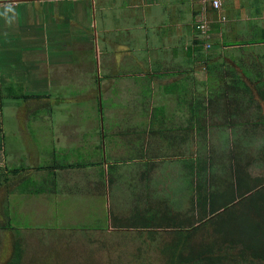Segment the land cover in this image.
Here are the masks:
<instances>
[{"label": "crops", "instance_id": "crops-1", "mask_svg": "<svg viewBox=\"0 0 264 264\" xmlns=\"http://www.w3.org/2000/svg\"><path fill=\"white\" fill-rule=\"evenodd\" d=\"M220 1L215 11L203 0H126L142 29L152 11L169 13L167 22L148 26L161 42L143 39L142 53L138 33H131L139 26L119 28L125 33L122 48L112 51L110 45L118 43L108 42L101 54L105 67L96 75L78 69L75 54L90 43L84 36L71 41L73 28L60 49L47 48L35 33L20 39L21 45L14 34L0 39V231H43L41 224L58 212L56 203L62 205L58 225L65 229L171 231L167 218L191 217L188 191L182 187L173 197L179 179L189 174L183 166L189 142L204 137L200 127L191 137L188 132L205 120L198 93L224 87L234 109L231 122L239 119L240 125L241 112L244 120L258 116L254 106L264 120V0ZM204 16L212 31L207 41L197 28ZM253 32L257 38L248 42ZM211 41L227 54L209 53ZM250 49L256 56L251 60ZM219 62L226 67L216 66L210 82L207 67ZM88 102L98 121L87 113ZM123 107L131 111L122 113ZM6 109L13 118L9 131Z\"/></svg>", "mask_w": 264, "mask_h": 264}, {"label": "rangeland", "instance_id": "rangeland-1", "mask_svg": "<svg viewBox=\"0 0 264 264\" xmlns=\"http://www.w3.org/2000/svg\"><path fill=\"white\" fill-rule=\"evenodd\" d=\"M12 1L14 0L9 3L13 5L15 14L0 15V39L8 38L14 34L17 38L16 41L20 42L19 45H21L20 39L35 33L44 37L47 48L55 46L60 49L62 45L67 44V36L70 35V28H73L70 36L71 41L84 36L87 42L90 43L86 47L83 46L78 55L75 54L76 60L79 61L77 62L78 69L92 70L94 75L105 67V56H101V54L103 49L109 46V41L111 42L114 39L113 42L118 43L110 45L112 51L118 52L122 48L120 43L125 33L118 31L119 28L139 26V29L135 28L131 30V33H138L137 47L142 53H146L143 39L151 36L156 41L155 46H157V41L161 42L158 39L159 35L154 34L152 29H148V26L158 27L157 24L160 20L156 22L157 19H163L166 22L169 20L167 11L158 13L152 11L146 19L148 24L142 29L144 22L138 18L134 8L126 7V0H17L18 2L15 3ZM172 1L179 3L182 0ZM211 1L203 0L207 7H209ZM4 2L5 0H0V13L4 12L2 6L8 4ZM89 5L92 8L88 11ZM70 8L73 10L70 11ZM207 13H211L210 10L207 9ZM39 20L43 21V25L39 23ZM107 23L108 25L112 24L110 25V31L107 29L109 26L106 27ZM160 27H163V25ZM81 30L84 31L81 33ZM200 34L203 37L205 36L201 31ZM251 35L252 37L247 39L248 42H252L257 38L255 32ZM206 39L210 40L211 34ZM128 40L126 39L125 43ZM57 41H59V45L56 44ZM21 49L22 46L17 48V50ZM206 49L209 53L215 54L222 50L227 54L228 51L222 49V45L214 44L213 41L207 44ZM248 53L250 60L256 58L255 55L253 56L251 49ZM209 67H211V74L208 80L212 82V71L216 64H210ZM145 90L144 94L146 95L147 88ZM208 91L212 94L207 91L198 93V99L202 102L200 112H203L205 120L199 123V126L196 125L197 127L188 131L191 137L196 133V129L200 127L199 132L203 133V141L189 142V155H186V157L190 158L188 160H193V166L197 171L198 165L202 168L208 167L211 169V171L208 170L204 182L209 192L224 194L231 188L230 184L234 183L236 185V182L239 185L244 184L243 178L252 188L251 191L247 192L244 187L241 192L239 190H229L227 196L222 198V201L229 204L228 209L218 216L219 219L229 221L232 227L246 217L264 222V182L262 181V178H264V146L258 147V151H255L253 146V148L247 147L243 162L232 160V157L237 153L236 138L240 139L239 136L244 134L246 130H248L246 133L249 132L246 136L248 140L254 138L255 143L264 142V128L261 127L258 131L252 132L250 126L256 122L257 118L262 117L254 116L244 120V116L247 114L239 111L241 113L236 118L240 117L241 123L239 125V119L236 121L232 119L233 123L229 120L234 113V109L228 103V91L224 87H220L218 92H215L216 89L212 91L209 89ZM7 103L8 101H5L6 107L8 106ZM75 103L81 105V100ZM254 104L256 105L255 101ZM87 107L89 109L87 113L90 116L93 114V119L98 121L99 116L94 114L95 111H93V107L90 106L89 102ZM156 109L157 112L163 113V108ZM253 109L256 110L255 106ZM127 110L131 111L130 108L125 109L123 107L120 109L122 113ZM238 110L239 108L236 109L237 112ZM257 112L259 113V110ZM142 117H140V120L145 121ZM120 118L122 124L126 122L124 120L126 117ZM12 119L6 109L5 130H10ZM106 122H108L107 119ZM29 130H33V127H30ZM183 131L181 132L184 133ZM230 133L234 135L230 137ZM260 152L262 153L261 156ZM253 155L260 157L254 159ZM181 161L183 160H177V162ZM245 161H252V163L248 165ZM162 163L165 162L162 161ZM236 164L243 170L237 171ZM193 179L198 180L202 177L191 172L179 179V185L175 189L177 195L173 197V202L176 200L175 198H179L178 194L182 192V187L188 191L190 203L194 205L197 200L200 201L201 197L195 188L196 182L194 183ZM233 196L234 198H231ZM167 203H169L168 198ZM54 205L57 206L58 212L54 213L52 219L47 220L48 223L41 224L40 230L43 231H6L8 234L0 231V264L15 262L17 254L20 257V262L14 264H210L208 254L213 255L212 257L215 258L221 256L222 261L219 264H264V262L253 260L249 252L242 253V247L232 244L230 240H226L224 235L221 236L223 228L219 229V227L213 225L205 224L204 227H199V230L191 235L187 231H183L184 234H181L180 240L178 238L179 232L176 231H136L138 229L136 227L134 228L135 231H115L113 229L112 231H86L82 229L83 227L65 229L58 225L62 205L57 203ZM64 205L65 207L69 206L70 209L73 208L70 203ZM162 210L163 208L159 205L158 214ZM103 222L106 224V221ZM113 228L115 229V227ZM186 239L187 241H185ZM261 247H264V243ZM206 251L208 252L206 253ZM180 255L183 258L191 255L192 261L180 263ZM194 255L196 257H193Z\"/></svg>", "mask_w": 264, "mask_h": 264}, {"label": "trees", "instance_id": "trees-1", "mask_svg": "<svg viewBox=\"0 0 264 264\" xmlns=\"http://www.w3.org/2000/svg\"><path fill=\"white\" fill-rule=\"evenodd\" d=\"M214 9V8H213ZM215 10V9H214ZM217 11V10H215ZM220 68V70L225 66V63L219 62L216 64ZM211 67H207L208 71H210ZM212 94V93H209ZM259 96L260 93H258ZM258 111V116H260V106H256L255 108ZM261 117V116H260ZM260 123V124H257ZM252 127V132L258 131L261 127L264 128V120L262 121V118H257L256 122L253 125H250ZM251 132V133H252ZM253 134V133H252ZM247 136V135H246ZM253 140V142H252ZM252 140H248L243 136V138H236L235 144L237 147V153L232 157V160L234 159L237 162H243L244 155L247 152V147H255V151H258V147L264 146L263 143H255L254 138ZM264 149V147H263ZM261 151V150H260ZM263 151V150H262ZM261 151V152H262ZM260 152V156L261 153ZM259 154V153H257ZM260 156H254L253 158L258 159ZM190 159V158H189ZM187 162V163H186ZM193 160H187L183 162L184 168H188L189 173H197V175H201L202 179H193L194 183L196 182L195 188L200 194V201L198 200V204L194 203V205L191 203V206H193V214L191 217L184 216H171L170 218H167V228H170L171 231L179 232V240L181 239V234H184L183 231H187L190 235L195 233L199 230V227H204L205 224L213 225L214 227H219V229H224L221 233V236L224 235L226 240H230V242L234 245L240 246L243 249L242 253L249 252V255L252 257L255 261H261L264 262V247H261L264 243V222H258L253 220L252 218H244L241 219V221H238L234 227H232L231 223L227 220L223 221L218 218V216L224 212L226 209H228L229 204L227 202L222 201L223 196H227L229 190H239L241 192V189L244 187L245 191H251L252 188L249 186V183L243 178L242 185H239V183L236 182V185L234 183L230 184V189L226 191L224 194H220L219 192L213 193L209 192V189L204 184L207 172L208 170L211 171L208 167H198V171L195 170V167L193 166L194 163H192ZM246 164L250 165L252 161H245ZM254 163V162H253ZM257 163V162H256ZM199 164V163H198ZM190 165V166H189ZM236 170L242 171L240 169V166L236 164ZM262 181L264 182V178H262ZM203 182V183H202ZM248 186V189H247ZM235 195V194H234ZM231 198H234L231 197ZM233 202V201H231ZM197 204V205H196ZM196 206V207H195ZM197 212V214H196ZM155 228H162V227H155ZM218 231V229H216ZM188 239V238H187ZM187 239L185 241H187ZM20 251V250H19ZM208 251H206L207 253ZM205 253V254H206ZM180 263L192 261V256L189 255L186 258H183L182 255H180ZM213 255L208 254V260L210 264H219L222 261V257H212ZM193 257H196L194 255ZM20 257L17 254L15 262H20ZM174 261V259H173ZM13 262V261H12ZM11 262V263H12ZM13 262L12 264H14ZM10 263V264H11ZM184 264V263H183Z\"/></svg>", "mask_w": 264, "mask_h": 264}, {"label": "built area", "instance_id": "built-area-1", "mask_svg": "<svg viewBox=\"0 0 264 264\" xmlns=\"http://www.w3.org/2000/svg\"><path fill=\"white\" fill-rule=\"evenodd\" d=\"M212 8L215 10H220L222 7V2L220 0H212L211 1ZM201 21L198 23L197 28L198 30L201 31L203 35H205V38H209L211 28H210V23L206 20L205 16L204 18L200 19ZM223 21L225 18L222 19Z\"/></svg>", "mask_w": 264, "mask_h": 264}, {"label": "clouds", "instance_id": "clouds-1", "mask_svg": "<svg viewBox=\"0 0 264 264\" xmlns=\"http://www.w3.org/2000/svg\"><path fill=\"white\" fill-rule=\"evenodd\" d=\"M2 7L4 8V12L3 13H0V15L7 16L8 13H13V15L15 14L14 13L13 5L11 3H8L6 5H3Z\"/></svg>", "mask_w": 264, "mask_h": 264}, {"label": "water", "instance_id": "water-1", "mask_svg": "<svg viewBox=\"0 0 264 264\" xmlns=\"http://www.w3.org/2000/svg\"><path fill=\"white\" fill-rule=\"evenodd\" d=\"M7 2V1H6ZM12 2H18L17 0H14V1H12Z\"/></svg>", "mask_w": 264, "mask_h": 264}, {"label": "flooded vegetation", "instance_id": "flooded-vegetation-1", "mask_svg": "<svg viewBox=\"0 0 264 264\" xmlns=\"http://www.w3.org/2000/svg\"><path fill=\"white\" fill-rule=\"evenodd\" d=\"M11 0H9V2H10ZM27 1H30V0H27ZM13 3H15V2H13Z\"/></svg>", "mask_w": 264, "mask_h": 264}]
</instances>
